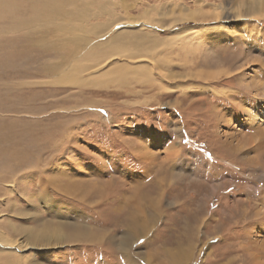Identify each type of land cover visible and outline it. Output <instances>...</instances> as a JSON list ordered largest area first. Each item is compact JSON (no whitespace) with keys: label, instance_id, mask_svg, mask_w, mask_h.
I'll return each mask as SVG.
<instances>
[{"label":"rangeland","instance_id":"1","mask_svg":"<svg viewBox=\"0 0 264 264\" xmlns=\"http://www.w3.org/2000/svg\"><path fill=\"white\" fill-rule=\"evenodd\" d=\"M246 2L24 0L16 20L1 13L0 239L12 242L0 262L264 264V17ZM51 4L59 14L32 27L47 28L22 27ZM104 44L146 55L91 61L72 85L59 54L76 49L82 65ZM123 65L147 83L97 85ZM136 208L144 231L128 228ZM78 219L97 240H26Z\"/></svg>","mask_w":264,"mask_h":264},{"label":"bare ground","instance_id":"2","mask_svg":"<svg viewBox=\"0 0 264 264\" xmlns=\"http://www.w3.org/2000/svg\"><path fill=\"white\" fill-rule=\"evenodd\" d=\"M19 1V0H17ZM15 2V0H0V16H1V13L7 11V9H10V11L6 12V17L8 19H15L13 18L14 16L17 17L12 11H15L16 10V7H17V3L19 2H22L24 0H20L19 2ZM41 1V0H40ZM248 4V6H251V9H249V13L254 11L253 15L254 17L257 16L258 14V17H261L263 16L264 17V0H247L246 2ZM41 4V3H40ZM22 5V4H21ZM25 5V4H24ZM54 4H51V5H47L46 6V9L44 10V13L40 14L39 12H33L32 15L30 17H27V19H25L23 22H24V25L22 23V27H25V28H31L30 31H34L38 28L41 29V27H43L45 24L47 25L50 20H52L57 14H59L61 8L60 7H56L58 5H54ZM21 7V6H20ZM41 8V7H40ZM35 9V8H34ZM34 9L32 11H34ZM12 10V11H11ZM31 12V11H30ZM23 13V12H22ZM251 15V14H250ZM24 16V15H23ZM26 16V14H25ZM47 17V22L45 24H41L43 26H37L36 29H33L36 24L39 23V19L42 18V17ZM4 19V18H3ZM19 19V18H18ZM45 19V18H44ZM1 20V19H0ZM16 20V19H15ZM22 20V19H21ZM49 20V21H48ZM11 21V20H10ZM15 22V21H14ZM20 22V21H19ZM259 22V21H258ZM21 24V23H20ZM19 25V24H18ZM45 25V27L47 28V26ZM33 27V28H32ZM11 31L15 30V28H9ZM24 29V28H23ZM9 30V31H10ZM45 30V29H44ZM47 30V29H46ZM56 32H57V29H55ZM5 32V31H4ZM7 32V31H6ZM131 33H120V35H123V36H129L131 38ZM49 36V35H48ZM133 36V35H132ZM250 36V35H249ZM56 38V37H55ZM135 38V37H133ZM240 38V37H239ZM137 39V38H136ZM252 39V37H251ZM111 41H116L117 40V37H113L110 39ZM119 42L121 44H125V45H132L133 42L131 43L129 40L130 39H126V40H123V42L121 41V39H118ZM239 40V39H238ZM144 40L140 39L139 43L141 44H144L143 42ZM261 41V40H260ZM117 42V41H116ZM230 42V41H229ZM241 42V41H240ZM246 42V40H245ZM244 42V43H245ZM258 42V41H257ZM67 43V42H66ZM107 43V42H106ZM119 43V44H120ZM135 43V42H134ZM234 43V42H233ZM236 43V42H235ZM254 43L251 42V44ZM237 45V44H236ZM255 45V44H254ZM104 48L106 47V44L103 45ZM140 46V45H139ZM68 46H65L63 45V47H58V48H61L63 49H66ZM137 47V46H136ZM143 47V46H142ZM141 47V48H142ZM57 48V49H58ZM137 48H140V47H137ZM123 50H125L127 53H125ZM123 50H120L119 53L116 52V54H112L111 52V55H110V52L109 50H107L106 48L103 50H101L99 53H96V54H92V53H87L86 50L83 52V63H81L82 65L79 64V61L77 60V50L75 49L74 53L70 52V49L67 48L65 53L63 52V55L60 53L58 56L60 60L59 64H65L67 65V69H66V72H68V75L69 77L72 78V80H74L72 82V85H80L81 84V81L82 79H78L77 76H81V73L84 72V71H87L89 68H88V64L89 62L93 61L95 64L98 63L99 61L102 62V60H100L101 58L104 57V60H108L110 59L111 57L115 56V55H118L120 54L121 52L125 53L126 56H127V60H130V59H133L137 56H143V55H146V53L143 51V50H138L136 51L134 54L130 52V50H127V49H123ZM248 50H250L248 48ZM115 52V51H114ZM67 54V55H66ZM136 54H138L137 56H135ZM98 56V57H97ZM106 64V63H105ZM128 64V63H127ZM93 66V65H92ZM109 66V65H108ZM118 67V65H116ZM124 66V65H123ZM128 65H126V67L124 66L123 68H121L120 72H119V75H118V78L113 80V81H99V83L97 84L99 87H112L114 85H117V86H125V85H129V84H144V83H147V80L146 79H143L141 78V74H136V76L134 75V77H131L128 79V77H125V74H127V72L129 71H133V72H137L141 69H139V67H131V65L129 67H127ZM69 68V69H68ZM91 68V67H90ZM102 69V67H100V70ZM106 69V68H105ZM114 70H117V68H113ZM46 71H49V68H46L45 69ZM108 70V69H107ZM118 72V71H117ZM141 73V71H139ZM107 71H104L103 69L98 73L100 74V76H97V78L101 77V76H104V74H106ZM131 73L130 72V76H131ZM54 74V73H53ZM133 74V73H132ZM108 76V74H106ZM105 75V76H106ZM144 75V74H143ZM147 75V74H145ZM78 76V77H79ZM61 77V76H60ZM93 77V76H92ZM111 77V76H110ZM96 78V76L94 77ZM87 79V78H86ZM104 79V78H103ZM106 79V78H105ZM71 80V79H70ZM111 80V79H110ZM96 81V80H95ZM94 85L95 82H94ZM264 89V86L263 84L261 85ZM142 155H147V157H151L153 158V153L150 155L149 154V151L148 150H145L143 149L142 151ZM169 155V154H168ZM149 160V159H148ZM143 196V195H142ZM144 199V198H143ZM137 200V198H136ZM146 201V200H145ZM141 208V207H140ZM140 208H136L139 209V215H136L134 213H129L131 214L127 220V225H128V228L131 230V231H135L136 229H145L147 226V221H142L141 224H137V219H140V220H143L145 219L146 216H144L145 214L143 213L142 209ZM144 214V215H143ZM139 220V221H140ZM83 222V221H82ZM57 225V226H56ZM61 227H59V226ZM140 226V227H139ZM49 227V226H47ZM39 230V229H38ZM60 232H59V231ZM92 230H90L87 226H85L83 223H81V219L79 221H75V222H72V223H68V224H64L63 226L61 224H53L52 226L50 225V229L48 228H45V229H41L40 232H34L33 229H29L28 230V235L26 236L28 240V242L31 244V245H37L38 243L41 242V245L40 246H47V245H50L51 243L48 242V238H50L52 236L53 238V242L54 244H59V243H75V242H93L94 240H97L95 238V235L93 233H91ZM138 231V230H137ZM136 231V232H137ZM144 231V230H143ZM146 231V230H145ZM135 232V233H136ZM58 233H60L59 237H58ZM132 234V233H131ZM4 235V240L0 239V253H4L3 251V248H6L7 246H10L8 245V243H11L12 241L10 239H7L5 238V233H3ZM135 235V234H134ZM95 238V239H94ZM100 238V237H99ZM9 241V242H8ZM57 241H60L59 243H57ZM46 243V244H45ZM19 247V246H18ZM6 254V253H5ZM8 255V254H6ZM24 260V258H23ZM26 260V259H25ZM24 260V261H25ZM27 261L30 262V259H28ZM178 261V260H177ZM31 263V262H30ZM171 264H178L177 262H175L174 260H172L170 262ZM0 264H22V260L21 261H17V260H11V257L8 256V258L5 257V259H3L2 262H0ZM33 264V263H31ZM180 264V263H179Z\"/></svg>","mask_w":264,"mask_h":264}]
</instances>
